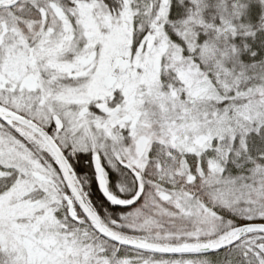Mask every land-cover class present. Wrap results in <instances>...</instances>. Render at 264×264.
I'll return each mask as SVG.
<instances>
[{
    "label": "snow or ice",
    "instance_id": "1",
    "mask_svg": "<svg viewBox=\"0 0 264 264\" xmlns=\"http://www.w3.org/2000/svg\"><path fill=\"white\" fill-rule=\"evenodd\" d=\"M0 264H264V0H0Z\"/></svg>",
    "mask_w": 264,
    "mask_h": 264
}]
</instances>
